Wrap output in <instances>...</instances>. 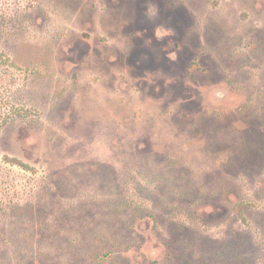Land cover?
Instances as JSON below:
<instances>
[{
	"label": "rangeland",
	"instance_id": "rangeland-1",
	"mask_svg": "<svg viewBox=\"0 0 264 264\" xmlns=\"http://www.w3.org/2000/svg\"><path fill=\"white\" fill-rule=\"evenodd\" d=\"M0 264H264V0H0Z\"/></svg>",
	"mask_w": 264,
	"mask_h": 264
}]
</instances>
